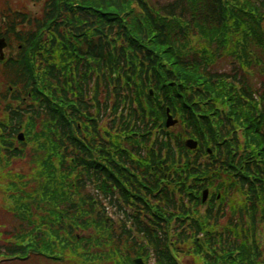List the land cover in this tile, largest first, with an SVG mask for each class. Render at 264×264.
<instances>
[{
    "label": "trees",
    "instance_id": "trees-1",
    "mask_svg": "<svg viewBox=\"0 0 264 264\" xmlns=\"http://www.w3.org/2000/svg\"><path fill=\"white\" fill-rule=\"evenodd\" d=\"M31 1L0 264H264V0Z\"/></svg>",
    "mask_w": 264,
    "mask_h": 264
},
{
    "label": "flooded vegetation",
    "instance_id": "flooded-vegetation-1",
    "mask_svg": "<svg viewBox=\"0 0 264 264\" xmlns=\"http://www.w3.org/2000/svg\"><path fill=\"white\" fill-rule=\"evenodd\" d=\"M6 9H8V5ZM8 20L5 17V11H0V51L3 54V61H0V78L7 72L8 65L5 64V61L18 56V53L21 51L20 44L10 33ZM5 75L7 76L8 73Z\"/></svg>",
    "mask_w": 264,
    "mask_h": 264
},
{
    "label": "rangeland",
    "instance_id": "rangeland-1",
    "mask_svg": "<svg viewBox=\"0 0 264 264\" xmlns=\"http://www.w3.org/2000/svg\"><path fill=\"white\" fill-rule=\"evenodd\" d=\"M16 4H17V6L22 7V8H20V10L23 12L29 11V9L34 13L38 12V8L34 7L31 3H28L27 0H16ZM223 67L224 66H221L222 70H224ZM219 68H220V66H219ZM252 83L253 84L257 83V81L253 80ZM12 168L14 169L15 166H13ZM18 169H20V168H18ZM1 198H2V194H1V190H0V203H1ZM1 209H2V207L0 206V224L1 223L5 224L6 227L9 228L14 224V220L10 219L7 214H5L1 211Z\"/></svg>",
    "mask_w": 264,
    "mask_h": 264
},
{
    "label": "water",
    "instance_id": "water-1",
    "mask_svg": "<svg viewBox=\"0 0 264 264\" xmlns=\"http://www.w3.org/2000/svg\"><path fill=\"white\" fill-rule=\"evenodd\" d=\"M169 122H170V119H169ZM192 148H194V146H191ZM137 264H140V262H136Z\"/></svg>",
    "mask_w": 264,
    "mask_h": 264
}]
</instances>
